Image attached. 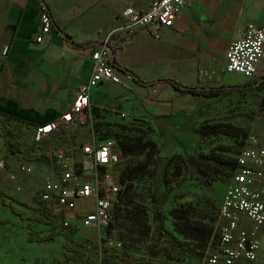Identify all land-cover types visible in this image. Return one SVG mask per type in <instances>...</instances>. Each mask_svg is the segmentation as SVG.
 I'll list each match as a JSON object with an SVG mask.
<instances>
[{
  "label": "crops",
  "instance_id": "obj_1",
  "mask_svg": "<svg viewBox=\"0 0 264 264\" xmlns=\"http://www.w3.org/2000/svg\"><path fill=\"white\" fill-rule=\"evenodd\" d=\"M151 1L43 0L54 27L43 42H36L41 3L0 0V114L32 126L59 118L92 75L91 50L119 25L127 6L145 11ZM249 25L264 27V0H185L174 25L164 28L160 38L151 35L150 27L112 33L114 66L131 78L120 75V83L100 82L82 119L62 128L66 142L61 147L80 159L73 137L87 133L78 143L92 140L91 106L99 101L115 106L125 120L148 123L163 156L193 153L200 140L197 111L210 99L181 93L161 80L184 86L233 85L231 75L239 74L224 70L225 53ZM259 76H264V59L255 78Z\"/></svg>",
  "mask_w": 264,
  "mask_h": 264
},
{
  "label": "rangeland",
  "instance_id": "obj_2",
  "mask_svg": "<svg viewBox=\"0 0 264 264\" xmlns=\"http://www.w3.org/2000/svg\"><path fill=\"white\" fill-rule=\"evenodd\" d=\"M231 77L235 82L227 96L215 97L199 105L195 127L202 138L193 153L176 154L185 159L193 154L200 160L230 161L252 137H262L264 90L242 93L235 86L251 80L242 75ZM99 103L91 106L93 118L88 126L98 142L117 149L110 172L118 181L124 170L135 178L122 185L120 201L113 209L115 219L111 229L80 227L74 235L75 241H83L92 259H100L108 252L118 256L123 264H198L211 248L212 241L195 240L177 232L172 212L181 207L190 215L195 207L194 220L215 226L216 212L228 178L213 173L208 177L201 176L178 159L166 165L169 157L161 154L159 145L153 158L147 153L122 155L117 146L118 134L136 138L145 133L155 138L145 121L125 120L115 106ZM5 126L6 123L0 120V194L11 196L20 203V209L37 216L42 217L45 205L56 214L53 203L40 199L44 183L52 175L47 154L39 161L20 160L17 152L9 151L4 143ZM62 132L61 128L56 136L61 134V144H64ZM75 134L72 146L78 149V140L87 133ZM21 139L25 144L34 141L32 133ZM53 144L61 147L60 143ZM156 156L163 161H158ZM83 207L79 205V208ZM178 214L181 216L180 212ZM48 231V226L42 223L20 220L0 199V264H64L62 236L48 243L27 241L30 234L44 235ZM260 239L257 259L252 264H264V229Z\"/></svg>",
  "mask_w": 264,
  "mask_h": 264
},
{
  "label": "built area",
  "instance_id": "obj_3",
  "mask_svg": "<svg viewBox=\"0 0 264 264\" xmlns=\"http://www.w3.org/2000/svg\"><path fill=\"white\" fill-rule=\"evenodd\" d=\"M185 0H152L145 11L127 6L119 25L91 50L92 75L76 90L69 109L56 120L34 127V141L52 137L69 124L82 119L90 108L93 89L100 83H120V75L129 74L114 66L112 33H132L150 27L151 35L160 38L164 28L172 27ZM48 8L41 3L40 28L36 42L54 27ZM4 46L2 54L5 55ZM264 59V27L248 26L243 37L230 41L225 53V71L253 80ZM80 159L52 142L44 155L51 163V176L45 181L40 199L53 203L56 214L66 224L77 228L108 229L114 221L113 209L123 186L110 172L117 149L102 144L95 137L78 147ZM83 205V208H79ZM216 237L198 264H251L257 259L264 229V134L252 137L236 156L231 179L227 182L217 212ZM120 247V244H116Z\"/></svg>",
  "mask_w": 264,
  "mask_h": 264
},
{
  "label": "trees",
  "instance_id": "obj_4",
  "mask_svg": "<svg viewBox=\"0 0 264 264\" xmlns=\"http://www.w3.org/2000/svg\"><path fill=\"white\" fill-rule=\"evenodd\" d=\"M40 3L45 5L43 0H38ZM46 6V5H45ZM64 35V34H63ZM64 37L68 40V37L64 35ZM85 46V44H84ZM127 71V70H126ZM166 81L170 84L175 90L184 93V94H192L198 95L204 99H212V98H222L227 96L232 90V85L225 86H184L174 80H161ZM236 89H238L242 93H250L254 91L264 90V76H259L251 81H247L241 85H236ZM0 120L5 122L7 126H5L3 132L4 143L9 151H16L18 154V158L25 162H34L43 159L44 150L48 143H63L62 135L52 136L49 138H45L41 141H33L30 144H25L22 141V137H24L28 133H33L34 127L32 125L23 123V121L7 117V115L0 114ZM148 124V123H147ZM149 125V124H148ZM149 129L154 136L153 129L149 125ZM199 131V130H198ZM64 133V132H62ZM199 133V132H198ZM118 140V148L122 155H139L143 153L149 154L150 158H153L154 155H157L158 145L160 143L156 140L155 136L151 138V136H146L145 133H142L138 137L135 138L132 136H121L117 135ZM199 137L202 138V134L199 133ZM240 151V150H239ZM239 151L235 155V159L230 161L228 160H200L198 157L190 154L186 159L182 155L173 154L171 157L166 159V165L172 163L175 159L182 161L189 168H192L195 172L200 174L201 176L208 177L210 174L218 175L221 177H227L228 181L231 179L233 174V168L236 164V156ZM158 161H163V158L157 157ZM134 175L126 174L125 170L122 172L121 178L119 179L120 184H124L126 181H132L134 179ZM227 181V182H228ZM227 184V183H226ZM226 186V185H225ZM123 191V190H122ZM122 194V192H121ZM117 197L116 203L120 201V195ZM223 196V195H222ZM0 199L3 205L7 207L10 212L20 218L22 221H36L37 223H42L47 225L49 231L44 235H36L30 234L28 236L27 241L35 242L37 244L48 243L54 240L58 236H62L63 240V248H64V264H123L118 256L115 254H110L105 252V254L99 259H92L88 256V247L85 246L83 241H75L74 235L77 232L78 228L72 225H68L64 223L62 219H60L57 215L52 212V209L45 205L42 210V217L37 216L35 213L28 212L24 209H20V204L18 201L14 200L9 195H1ZM221 201V198H220ZM115 203V204H116ZM220 204V202H219ZM219 209V205H218ZM195 207L192 208L190 215H187L183 209L177 208L172 212V216L175 219V230L182 234L185 237H190L195 240H202L207 242L209 240L213 241L216 237V224H217V212L213 225H209L203 221H196L192 218V213L196 212ZM178 212L181 213L178 214ZM114 214V210H113ZM115 219V214H114ZM114 223V221H113ZM112 223V225H113ZM112 225L109 226L108 230L111 229ZM145 264H158L156 262H149Z\"/></svg>",
  "mask_w": 264,
  "mask_h": 264
},
{
  "label": "water",
  "instance_id": "obj_5",
  "mask_svg": "<svg viewBox=\"0 0 264 264\" xmlns=\"http://www.w3.org/2000/svg\"><path fill=\"white\" fill-rule=\"evenodd\" d=\"M112 63L114 64V57H113Z\"/></svg>",
  "mask_w": 264,
  "mask_h": 264
}]
</instances>
